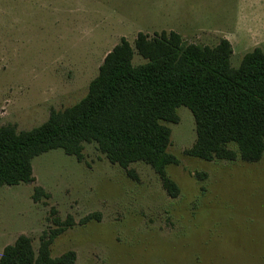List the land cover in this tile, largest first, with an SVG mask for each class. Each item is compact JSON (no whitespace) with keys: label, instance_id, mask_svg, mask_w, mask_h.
<instances>
[{"label":"rangeland","instance_id":"1","mask_svg":"<svg viewBox=\"0 0 264 264\" xmlns=\"http://www.w3.org/2000/svg\"><path fill=\"white\" fill-rule=\"evenodd\" d=\"M161 31L197 45L228 39L237 67L264 52V0H0V126L41 125L85 96L121 37L133 46L138 32ZM144 61L134 51L132 63ZM175 112L163 124L176 196L150 165L131 163L129 175L95 143L80 159L48 150L32 158V181L0 187V255L20 234L35 253L53 235L50 256L73 251V264H264V151L253 162L189 156L194 119Z\"/></svg>","mask_w":264,"mask_h":264},{"label":"trees","instance_id":"2","mask_svg":"<svg viewBox=\"0 0 264 264\" xmlns=\"http://www.w3.org/2000/svg\"><path fill=\"white\" fill-rule=\"evenodd\" d=\"M134 51L143 63H132ZM231 53L225 38L208 46L186 43L175 31L138 32L132 46L121 37L78 102L51 110L30 130L0 126V187L32 181L31 160L43 152L59 148L80 159L83 144L92 142L129 175L131 163L150 165L167 193L176 196L166 166L178 160L166 150L170 128L163 122L178 121V106L187 107L195 123L196 138L186 154L257 161L264 151V52L258 47L246 52L237 67L230 65ZM44 194L37 186L33 199ZM52 236L42 237L35 253L30 238L20 234L3 248L0 264H73V251L50 256Z\"/></svg>","mask_w":264,"mask_h":264},{"label":"water","instance_id":"3","mask_svg":"<svg viewBox=\"0 0 264 264\" xmlns=\"http://www.w3.org/2000/svg\"><path fill=\"white\" fill-rule=\"evenodd\" d=\"M30 181H28V183H29Z\"/></svg>","mask_w":264,"mask_h":264},{"label":"crops","instance_id":"4","mask_svg":"<svg viewBox=\"0 0 264 264\" xmlns=\"http://www.w3.org/2000/svg\"><path fill=\"white\" fill-rule=\"evenodd\" d=\"M228 40V39H227Z\"/></svg>","mask_w":264,"mask_h":264}]
</instances>
